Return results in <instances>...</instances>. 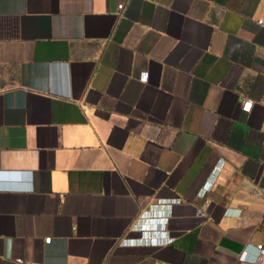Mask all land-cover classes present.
I'll return each instance as SVG.
<instances>
[{
  "label": "crops",
  "instance_id": "1",
  "mask_svg": "<svg viewBox=\"0 0 264 264\" xmlns=\"http://www.w3.org/2000/svg\"><path fill=\"white\" fill-rule=\"evenodd\" d=\"M259 244L264 0H0V264Z\"/></svg>",
  "mask_w": 264,
  "mask_h": 264
},
{
  "label": "built area",
  "instance_id": "2",
  "mask_svg": "<svg viewBox=\"0 0 264 264\" xmlns=\"http://www.w3.org/2000/svg\"><path fill=\"white\" fill-rule=\"evenodd\" d=\"M119 8L122 9L123 5H120ZM260 23L262 24V21H260ZM141 80L142 81L147 80V73H143V75L141 76ZM251 108H252V101L247 100L245 106L243 107V110L245 112H250ZM51 240H52L51 237L47 238L45 239V243L49 244ZM242 260L249 261L254 264H264V245L263 244L256 245L253 252H251V249H246L243 253ZM18 261L21 262V260Z\"/></svg>",
  "mask_w": 264,
  "mask_h": 264
}]
</instances>
